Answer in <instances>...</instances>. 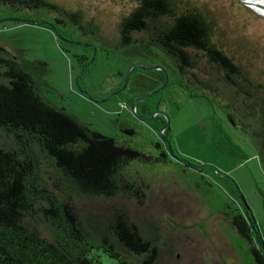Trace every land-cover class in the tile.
Listing matches in <instances>:
<instances>
[{
    "label": "trees",
    "instance_id": "16d2710c",
    "mask_svg": "<svg viewBox=\"0 0 264 264\" xmlns=\"http://www.w3.org/2000/svg\"><path fill=\"white\" fill-rule=\"evenodd\" d=\"M0 1L29 8L47 6L65 18H57L62 26L69 20L85 34L99 33L95 20L84 21L81 11H68L48 0ZM138 3L119 22L117 42L110 46L127 56L157 58L162 53L172 66L161 64L179 73L189 91L195 85L216 93L218 82L228 84L232 91L226 106L234 124L241 89L245 115L239 126L246 125L255 136L264 164V84L252 81L214 43L202 11L180 10L177 0ZM61 33L73 39L72 34ZM76 56L80 68L89 70V55ZM49 72L46 61L0 47V264H103L102 255L115 264H162L163 255L171 250L167 235L158 220L133 212L135 207H146L148 186L128 167L134 161L167 163L168 154L159 143L160 154L154 156L91 130L44 96ZM164 82L161 70L135 68L129 85L141 88L142 96ZM165 89L141 101L138 114L149 110L151 115ZM161 121L167 122L165 117ZM169 133L165 131L167 143H171ZM248 216L252 224L242 213L234 215L231 224L241 237L256 241L258 247L252 246V252L264 264L263 240L251 209Z\"/></svg>",
    "mask_w": 264,
    "mask_h": 264
},
{
    "label": "rangeland",
    "instance_id": "374dc122",
    "mask_svg": "<svg viewBox=\"0 0 264 264\" xmlns=\"http://www.w3.org/2000/svg\"><path fill=\"white\" fill-rule=\"evenodd\" d=\"M48 1L68 11H81L84 21L95 20L99 33L85 34L68 20L63 29L73 39H59L45 26L9 19L65 20L58 12L47 6L29 8L0 1V47L15 55L26 52L29 59L46 61L50 86L44 88V96L89 124L91 130L146 154L159 155L157 144L165 143L161 123L143 121L132 109L143 90L129 85L117 97L107 99L123 83L132 65L167 62L172 66L163 54L157 58L127 56L110 46L117 42L119 22L137 6L138 0ZM177 3L180 10L202 11L212 27L214 43L253 81L264 84V16L240 0ZM88 42L95 48H86ZM78 53L88 54L92 60L84 75L88 96L76 83L84 72L76 59ZM166 69L169 83L158 109L170 119L171 145L188 164L176 160L157 164L132 162L128 172L143 177L148 186L146 207H135L133 212L158 220L167 235L171 250L163 255L162 264H259L252 252L256 241L241 237L231 224L234 215L245 216L240 191L264 244V164L256 138L246 128H239L240 121L236 125L230 120V110L224 102L228 101V91H232L228 84L218 82L220 90L216 93L221 98L195 85L189 91L179 73ZM102 263L115 264L105 255Z\"/></svg>",
    "mask_w": 264,
    "mask_h": 264
},
{
    "label": "water",
    "instance_id": "95a60500",
    "mask_svg": "<svg viewBox=\"0 0 264 264\" xmlns=\"http://www.w3.org/2000/svg\"><path fill=\"white\" fill-rule=\"evenodd\" d=\"M244 5H246L249 9H251L252 11L256 12L257 14L261 15V16H264V13L261 12V11H258L256 10L254 7H255V3L256 2H253V1H250V0H240ZM11 20H14L15 22H23V23H31V24H35V25H38V26H45V25H48L49 29H51L55 35L59 38V39H64L63 36L61 35V33L56 29V26H55V23L53 22H48V21H45V20H42V21H35V20H32V19H28V18H9ZM3 20H0V22H2ZM92 62V60L89 62V64ZM135 66H139L141 67L142 69H149V70H152V71H155V70H161L163 71L164 75H165V82L164 84L162 85V87L160 89H157L151 93H148L146 95H142L140 96L133 104V108L135 109L138 102L146 99V98H149L151 97L153 94H156L159 92V90L163 89V88H166L168 83H169V73H168V70L166 69L165 66L163 65H156V66H149V65H142V64H134L130 67L129 71L127 72L126 74V77H125V81H124V84L121 88H119L118 90L114 91L111 95H109L107 97V99H110V98H113L115 97L117 94H119L120 92H122L128 85V82H129V77H130V74L132 72V69L135 67ZM162 114L161 111L157 110L154 115L156 114ZM153 115V116H154ZM148 120V119H146ZM167 122L166 124L162 127L161 129V135L163 137V139L165 141L166 138H165V131L168 130L170 128V119H166ZM168 148L169 150L171 151V153H174L173 152V149H172V145L171 143H168ZM177 159L181 160L182 162H185L188 164L187 160L183 159V158H179L178 156H175ZM239 198L241 200V203L243 204V208H244V213L247 217V219L249 220V223L252 224L251 220L249 219V216H248V211H249V206L247 205V202L244 198V196L241 194V192L239 191ZM261 248L262 250L264 251V244H261Z\"/></svg>",
    "mask_w": 264,
    "mask_h": 264
},
{
    "label": "flooded vegetation",
    "instance_id": "af4514ba",
    "mask_svg": "<svg viewBox=\"0 0 264 264\" xmlns=\"http://www.w3.org/2000/svg\"><path fill=\"white\" fill-rule=\"evenodd\" d=\"M139 5V3L137 4V6ZM136 6V7H137ZM135 7V8H136ZM134 8V9H135ZM133 9V10H134ZM132 10V11H133ZM131 11V12H132ZM130 12V13H131ZM36 21V20H35ZM53 23H55V26H56V29L61 33L62 31H65L64 29H63V26H62V24L60 23V22H58L57 21V19L55 20V21H52ZM47 27L46 28H49L48 27V25H46ZM61 35L63 36V38H64V40H70V41H72V39H69L68 37H66L65 35H63L62 33H61ZM85 46L87 47V46H89V47H93V48H95L94 47V45H92V43H87V44H85ZM162 53H159V56L161 55ZM76 55H84V53H78V54H76ZM77 57V56H76ZM90 61H91V57H90ZM89 61V62H90ZM89 62H88V64H87V67H89L90 68V66L92 65V62L89 64ZM136 65V64H135ZM159 65H162L161 63L159 64ZM135 68H141V67H139V66H135L133 69H132V72H133V70L135 69ZM142 69V68H141ZM82 71H84V72H82V74L81 75H79L78 77H77V79H76V83H77V86H78V88L83 92V93H85L87 96L89 95V93H88V91L86 90V84H87V82H86V79H84V75H85V73L86 72H88V70L86 71V69H81ZM143 70H146V69H143ZM147 70H149V69H147ZM150 71H152V70H150ZM156 71V70H155ZM132 72H131V74H130V77H131V75H132ZM125 77H126V75H125ZM125 77H124V80H123V83L116 89V90H118L119 88H121L122 86H123V84H124V81H125ZM130 77H129V82H128V85H127V87L122 91V92H120L119 94H121V93H123L128 87H129V83H130ZM252 81H253V79H252ZM255 82V81H254ZM256 83V82H255ZM238 88H240V86L238 87ZM160 91V90H159ZM238 92V97H239V104H240V106H241V108L239 109V112L240 113H238V115H237V117H238V121L240 120V119H243V116L245 115V110H244V104H245V99H244V92L241 90V89H239V91H237ZM206 93H211V94H214V95H216V93H215V91H213L212 90V92H210V91H207ZM219 93V92H218ZM119 94H117L115 97H117ZM146 95V94H145ZM217 95H219V94H217ZM141 95H138V98L140 97ZM95 99V98H94ZM143 101V100H142ZM224 101V100H223ZM141 102V101H140ZM140 102H138V104L140 103ZM226 104L227 103H229V101H224ZM137 104V105H138ZM255 104H257V103H255ZM137 107V106H136ZM158 107H159V105L157 106V107H155L154 109H153V113L151 114V115H148V111L149 110H146V112H145V114H138V112H137V109L135 108H133L132 107V109H133V111H134V113L137 115V117L139 118V119H141V120H143V121H157V122H162L161 121V118L162 117H164L162 114H156V115H154V113L157 111V110H159L158 109ZM230 112H232L231 110H230ZM154 115V116H153ZM228 115H229V112H228ZM146 119H148V120H146ZM164 126V124L162 125V123H161V127H163ZM240 129H242V128H247L246 127V125H243L242 127L240 126L239 127ZM134 133V132H133ZM165 133V132H164ZM167 140V139H166ZM168 145V143L165 141V143H164V145L162 144V146H163V149H164V151L168 154L167 155V157H168V162H171V161H174V160H176V161H178V162H180V163H183L181 160H179V159H177L175 156H178L179 158H182L181 157V155H178L176 152H174V153H171V151L169 150V148L167 149L166 147H165V145ZM166 145V146H167ZM173 149V148H172ZM184 165V164H183ZM186 165V164H185ZM188 166V165H187ZM243 215V214H242ZM244 216V215H243ZM249 216H250V213H249ZM244 218H245V220L247 221V223H249V220L247 219V217H246V215L244 216ZM250 218H251V216H250Z\"/></svg>",
    "mask_w": 264,
    "mask_h": 264
},
{
    "label": "bare ground",
    "instance_id": "6f19581e",
    "mask_svg": "<svg viewBox=\"0 0 264 264\" xmlns=\"http://www.w3.org/2000/svg\"><path fill=\"white\" fill-rule=\"evenodd\" d=\"M255 3V9L264 13V0H250Z\"/></svg>",
    "mask_w": 264,
    "mask_h": 264
}]
</instances>
